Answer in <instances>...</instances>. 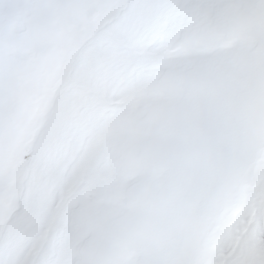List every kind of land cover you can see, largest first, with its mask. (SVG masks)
I'll return each mask as SVG.
<instances>
[{
  "label": "clouds",
  "instance_id": "obj_1",
  "mask_svg": "<svg viewBox=\"0 0 264 264\" xmlns=\"http://www.w3.org/2000/svg\"><path fill=\"white\" fill-rule=\"evenodd\" d=\"M43 7L42 19H58L64 39L29 86L36 118L22 163L0 170V205L12 209L0 225V264H25L57 207L58 229L35 264H86L83 254L98 236L138 209L145 177L134 173L145 137L159 166L181 165L201 116L218 100L243 99L255 50L264 48V32L250 42L233 36L247 6L233 10L227 0H105L103 12L99 0H45ZM7 82L5 57L4 98ZM8 118L5 102L0 123ZM25 216L32 227L17 238L14 226Z\"/></svg>",
  "mask_w": 264,
  "mask_h": 264
},
{
  "label": "rangeland",
  "instance_id": "obj_2",
  "mask_svg": "<svg viewBox=\"0 0 264 264\" xmlns=\"http://www.w3.org/2000/svg\"><path fill=\"white\" fill-rule=\"evenodd\" d=\"M247 14L231 27L233 36L253 41L264 32V0H227ZM45 0H0V60H7L9 118L0 123V170H15L36 118L29 96L33 78L44 71L49 51L64 39L58 19L44 22ZM104 11L105 0H99ZM79 15V9L71 10ZM23 28L19 33L14 28ZM87 37H85L86 39ZM264 48L257 47L241 101L218 100L201 116L187 159L179 166L157 164L150 135L137 165L145 177L138 209L101 233L85 251L86 264H264ZM55 94V89L52 90ZM7 137V143L4 138ZM43 193L38 192L39 200ZM39 202V201H38ZM12 209L0 205V225ZM59 207L32 242L25 264H35L58 229ZM25 216L14 226L22 237L32 227Z\"/></svg>",
  "mask_w": 264,
  "mask_h": 264
},
{
  "label": "water",
  "instance_id": "obj_3",
  "mask_svg": "<svg viewBox=\"0 0 264 264\" xmlns=\"http://www.w3.org/2000/svg\"><path fill=\"white\" fill-rule=\"evenodd\" d=\"M22 29H23V28L16 27V28L13 29V31H14L15 33H19L20 31H22Z\"/></svg>",
  "mask_w": 264,
  "mask_h": 264
}]
</instances>
